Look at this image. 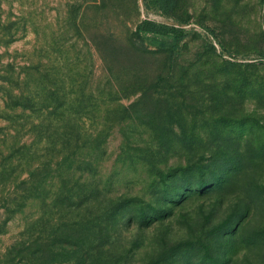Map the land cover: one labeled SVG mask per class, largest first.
<instances>
[{
	"label": "rangeland",
	"instance_id": "1",
	"mask_svg": "<svg viewBox=\"0 0 264 264\" xmlns=\"http://www.w3.org/2000/svg\"><path fill=\"white\" fill-rule=\"evenodd\" d=\"M0 264H264V0H0Z\"/></svg>",
	"mask_w": 264,
	"mask_h": 264
},
{
	"label": "trees",
	"instance_id": "2",
	"mask_svg": "<svg viewBox=\"0 0 264 264\" xmlns=\"http://www.w3.org/2000/svg\"><path fill=\"white\" fill-rule=\"evenodd\" d=\"M154 4L165 14L170 13L175 5L177 0H152ZM137 50H142L137 44H133Z\"/></svg>",
	"mask_w": 264,
	"mask_h": 264
}]
</instances>
